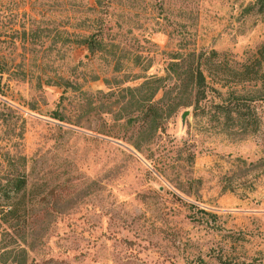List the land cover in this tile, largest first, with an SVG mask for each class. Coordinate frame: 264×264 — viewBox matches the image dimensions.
<instances>
[{"label": "rangeland", "instance_id": "rangeland-1", "mask_svg": "<svg viewBox=\"0 0 264 264\" xmlns=\"http://www.w3.org/2000/svg\"><path fill=\"white\" fill-rule=\"evenodd\" d=\"M104 2L0 0V264H264V0Z\"/></svg>", "mask_w": 264, "mask_h": 264}, {"label": "trees", "instance_id": "trees-1", "mask_svg": "<svg viewBox=\"0 0 264 264\" xmlns=\"http://www.w3.org/2000/svg\"><path fill=\"white\" fill-rule=\"evenodd\" d=\"M93 7L88 6V10H102L105 8L110 7V4L107 2H104V0H92ZM95 33L87 32L86 34H79V41L78 45H84L87 50L93 51L96 45V41H101V38L95 37ZM100 43V42H98ZM177 64L173 61L171 62L170 66H176ZM190 77L193 80V86L197 88V90H200V85L203 84V75L201 73V70L198 67H195L193 71L190 73ZM57 120L60 121V117L56 116ZM8 183H10V187L15 195H17L19 192L24 193L27 189V179L24 173H15L9 180ZM1 209V208H0ZM16 212L17 208L15 206H9L7 210H0V227L1 231H5L6 228H11V223L16 219ZM0 244H3V246H0L1 252L5 255L10 254L11 248L7 247L5 244V240L0 241Z\"/></svg>", "mask_w": 264, "mask_h": 264}, {"label": "water", "instance_id": "water-1", "mask_svg": "<svg viewBox=\"0 0 264 264\" xmlns=\"http://www.w3.org/2000/svg\"><path fill=\"white\" fill-rule=\"evenodd\" d=\"M186 114H187V111H186V110L182 112V114L180 115L181 120L183 119V117H184Z\"/></svg>", "mask_w": 264, "mask_h": 264}]
</instances>
